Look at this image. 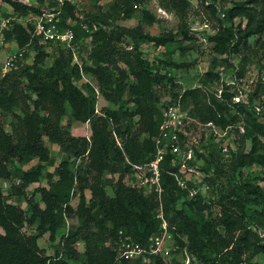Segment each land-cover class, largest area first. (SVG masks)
<instances>
[{
  "label": "trees",
  "instance_id": "1",
  "mask_svg": "<svg viewBox=\"0 0 264 264\" xmlns=\"http://www.w3.org/2000/svg\"><path fill=\"white\" fill-rule=\"evenodd\" d=\"M4 1L13 13L40 12L39 8L20 0ZM137 2L113 0L112 13L104 17L91 14L85 5L66 2L62 24L67 20L74 22L75 44L80 36L89 38V64L81 62L79 66L73 63L70 50L61 46H55L51 53H47L33 40L30 46L35 51L33 61L0 76V264H74L73 261L80 256L76 247L78 242L83 243L85 264H119L126 262L117 259L113 249L119 230L141 243L158 232V198L154 194L144 195L140 189L128 185L124 174L132 173V165L152 157L153 138L157 134L162 107L180 104L186 98L194 99L197 93L194 89H187L178 96L175 92L177 82L169 71L178 66L159 60L154 68L153 62L143 57L139 47L142 42L156 46L173 43L177 35L187 40L185 25L179 26L175 32L155 35L138 27L117 26L107 30L98 26L100 23L107 25L110 18L118 19L114 13L120 14L121 19H131ZM162 3L164 8L176 10L180 15L188 5L187 0H165ZM150 20L148 16L146 21L150 23ZM235 20H238L236 24ZM221 21L225 24L224 31L209 37L216 43L215 51L222 52L232 41L233 51L245 56L253 48L249 38L264 34V0L235 3L222 10ZM81 24L87 30L82 29ZM30 31L31 24L14 22L5 30L6 41H15L18 47H23L30 40ZM125 37L129 42L126 48H122L120 44ZM49 55L52 61L45 67L44 62ZM157 66L165 71L161 72ZM84 74L96 82L103 98L114 105L120 104L127 92V102L132 108L121 104L116 109L102 107L96 113L94 87L89 82L75 83ZM262 83L264 85V80ZM161 88L168 89L172 98L158 107L157 92ZM259 89L256 87L248 93L238 89L245 94V101L233 103L246 121L245 128L241 124L243 139L253 142L248 153L237 157L238 166L253 161L256 136L264 134V125L248 111L252 107L253 112L259 114L254 105L255 100H261ZM66 105L70 108L69 113ZM200 109V118L204 122L217 119V107L214 105L207 104ZM66 115L69 116L68 122L62 124ZM236 117L231 116V120ZM71 121L88 123L89 136L72 135L69 129ZM180 137L184 139L183 135ZM47 142L58 145L67 157L48 175L47 185H38L26 192L27 187L40 181L46 167L52 164ZM71 156L74 161L81 162L72 165ZM173 158L174 155L168 153L160 165L163 188L160 200L163 216L178 245L177 252L182 241L175 233L185 235L188 249L206 264H239L244 261L245 253L264 250V244H260L258 236L244 225L243 214H239L243 213L244 195H254L262 208L251 217L256 225L264 227L263 190L251 183L244 184L246 194L234 191L220 204L221 214L217 218L204 220L200 214L192 212L201 204V193L188 198V191L177 186L175 175L183 162L177 159L172 163ZM34 159L35 164L23 168ZM210 169L217 175L219 167L215 162L208 163L206 171ZM116 173L118 178L113 185V194L109 196L105 174ZM54 175L55 180L52 179ZM15 180H18L17 184ZM212 180L210 176L203 178L207 183ZM1 182L8 184L7 195L2 191ZM86 191L90 193L89 198ZM76 196L78 201L73 207L70 200ZM11 197H23L26 209L9 201ZM177 202L180 207H177ZM66 215L75 216L78 225L64 236L54 256L47 255L38 245V239L47 233L49 239L54 240ZM26 226L33 227L34 232H26ZM216 226L223 228L224 254L211 258L218 235ZM161 260L154 257L145 260L144 264H160Z\"/></svg>",
  "mask_w": 264,
  "mask_h": 264
},
{
  "label": "rangeland",
  "instance_id": "2",
  "mask_svg": "<svg viewBox=\"0 0 264 264\" xmlns=\"http://www.w3.org/2000/svg\"><path fill=\"white\" fill-rule=\"evenodd\" d=\"M23 3H30L34 7L38 4L40 8L46 5V0H20ZM52 1V0H51ZM134 4V13L131 19H121L120 14H115L118 19L110 18L107 25L103 26L107 30L122 26L126 28L138 27L139 30L147 32L151 35L175 32L179 26H186L188 30L189 39H182L181 35L175 37L173 43H168L163 46H156L152 43L142 42L139 47L142 55L148 61L153 62L154 68L157 61L162 60L172 65L176 64V69H171V76L177 82L175 92L178 96L187 90L194 89L197 93L196 98H186L179 106L186 116V127L184 139L180 137L181 148L190 147L193 150V157L180 156L184 166L182 170L185 171L187 177L202 179L199 183L201 204L199 207L192 209L195 214H200L204 220H213L221 214V203H224L228 196L234 191H239L246 194V187L244 184L251 183L259 186L264 192V134H258L256 141V152L253 161L238 166L236 163L237 157L241 154L248 153L253 145L251 139L244 140L242 132L238 128L242 124L245 128L246 121L244 114H242L237 106H234V97L238 89L248 93L256 87L260 88V99L255 100L254 105L260 108V112L254 113V108H249L248 111L254 115L256 120L264 125V34L253 35L249 38V43L252 45V50L247 55L238 54L234 52L232 41L223 48L222 52H217L214 49L215 41L209 39L210 36L216 34L218 31H224L225 24L221 21L222 10L228 8L235 3L242 0H187V7L180 15L176 10H167L164 8L162 1L165 0H137ZM82 6L85 5L91 14L98 16L108 15L112 13L113 0H82ZM9 5L0 0V18L7 17ZM8 12V13H7ZM146 13V14H144ZM115 16V17H116ZM151 17L150 23L146 21L147 17ZM238 20H235V24ZM14 21L11 23L13 24ZM242 23V27L244 26ZM10 24V25H11ZM88 39V38H87ZM129 38L121 42L122 48L127 47ZM184 47V48H182ZM15 43L10 40L6 41V45L0 50V76L2 75L1 68L4 63L5 54L12 52L16 49ZM78 50V60L88 65L87 53L89 50V41L86 38H78L76 44ZM35 52V51H34ZM29 56H27V59ZM31 61L30 59L28 60ZM52 56L49 55L44 66L47 67L51 64ZM161 72L165 69L157 66ZM210 72V73H209ZM131 81V79H130ZM262 81V82H260ZM84 82H89L94 87L96 104L95 112L99 113L102 107L116 109L119 105L123 104L127 108H132L131 103H128V93H124L121 102L114 105L107 102L99 92L96 82L84 74L82 78L75 81L77 85ZM261 83V84H260ZM158 102L157 106L160 107L164 103L171 100V93L168 89L161 88L157 92ZM231 95L232 97H228ZM207 104H212L217 107V119L215 121L204 122L200 118V108ZM183 108V109H182ZM163 109V107H162ZM67 113L70 108L66 105ZM236 115V119L231 120V116ZM69 116L66 115L62 118V124L68 122ZM136 119V117H135ZM8 119H6V122ZM69 129L72 135L88 137L89 125L88 123H77L71 121ZM48 144H51L47 142ZM49 155L51 156L52 164L47 168L49 172L52 170L57 162L65 159L67 155L62 152L57 145L51 144ZM72 165H77L78 160L69 157ZM209 162H215L219 169L217 175L212 174V169L208 172L206 167ZM36 163V159L32 160L29 164L23 166L28 168ZM58 164V163H57ZM210 176L213 180L209 183L204 182L203 178ZM131 173L124 174V181L130 180ZM118 178V174H105L106 192L109 196L113 194V185ZM18 183V180H15ZM46 183L41 180L38 183L31 184L27 187L26 192H30L37 185ZM3 193L8 194L9 188L6 182H1ZM89 198V191L85 192ZM254 195H244L243 222L244 225L259 238V243L264 244V227L256 225L251 216H255L261 210L262 204L255 200ZM13 203L19 204L22 208L26 209V204L23 197H11ZM78 198L72 197L70 204L75 207ZM177 207H180L177 202ZM166 220V219H165ZM63 224L55 235L54 240H50L48 234H44L38 239V245L45 250V253L54 256L56 251H59V244L67 235L68 231L74 230L78 225V220L75 216L66 215L63 219ZM167 221V220H166ZM168 223V221H167ZM26 232L33 233V227L26 226ZM218 233L215 243L214 252L210 253L211 258L218 257L224 252L223 248V228L216 226ZM182 241V246L179 252L172 255L167 260H161L160 264H206L201 261L200 257L193 254L188 249L187 237L185 235L176 234ZM222 238V239H221ZM80 256L78 260H74V264H85L83 255V243L76 244ZM224 254V253H223ZM244 261L239 264H264V250L259 252L249 251L244 255ZM72 262V261H71ZM145 260L135 259L119 264H144Z\"/></svg>",
  "mask_w": 264,
  "mask_h": 264
},
{
  "label": "built area",
  "instance_id": "3",
  "mask_svg": "<svg viewBox=\"0 0 264 264\" xmlns=\"http://www.w3.org/2000/svg\"><path fill=\"white\" fill-rule=\"evenodd\" d=\"M66 2L82 6V0H46V5L43 8L37 4L36 7L40 12H29L26 14H17L12 11L7 17L0 18V50L6 45L5 30L14 21L23 25L31 24L30 40L23 47H17L12 52H9L5 58L1 68L2 75L7 72L17 71L25 64L33 61L35 52L30 47L33 40H36L47 53H51L55 46H61L66 50H70L72 61L80 66L78 60V50L74 42L75 32L73 29L74 22L67 20L62 24L63 6ZM50 3H53L51 5ZM30 4V3H25ZM31 5V4H30ZM33 6V5H32ZM81 17V16H80ZM82 29H86L84 24H81ZM89 41V38L87 39ZM27 56L29 58L27 59ZM31 60L30 62L28 60ZM245 101V94L238 90L234 97V102ZM259 112L260 108L256 106ZM186 116L181 110L179 104H167L161 109V120L158 125L157 134L153 138L154 152L152 157L141 163L132 165V173L130 180H127L128 185H132L140 189L144 195L154 194L159 201L156 217L160 220L158 232L151 234L144 243L133 240L123 231H118V236L113 244V249L116 252V258L125 261L142 258L149 259L158 257L167 260L172 257L178 250V245L174 240L172 232L168 228V223L163 216L161 209L160 196L163 188L161 185V169L160 165L165 160V156L170 153L174 155L172 163L180 159L183 154L187 159L193 157V150L190 147L181 148L180 136L185 135ZM243 133L244 128L240 124L238 126ZM182 155V157H184ZM184 166L181 163L179 173L175 175L177 186L188 191L187 197L193 198L200 193L199 183L202 179L187 177ZM191 182L189 185L188 183Z\"/></svg>",
  "mask_w": 264,
  "mask_h": 264
},
{
  "label": "crops",
  "instance_id": "4",
  "mask_svg": "<svg viewBox=\"0 0 264 264\" xmlns=\"http://www.w3.org/2000/svg\"><path fill=\"white\" fill-rule=\"evenodd\" d=\"M10 10H11V9L8 8V12H11ZM13 42L15 43V41H13ZM15 45H16V47H18V45H17L16 43H15ZM5 56H6V54H5ZM75 122H76V121H75ZM77 123H78V122H77ZM51 144H52V143H51ZM51 144H48V143H47V146L49 147ZM53 145H56V144H53ZM57 146H58V145H57ZM49 150H50V147H49ZM62 152H63V151H62ZM65 154H66V153H65ZM50 159H51V156H50ZM57 163H59V162H57ZM57 163L55 164V166L57 165ZM55 166L52 167V168H53L52 172L54 171ZM47 168H48V166L46 167V169H45V171H44V174H43L42 178L40 179V181L43 180V181L46 182V183L41 184V185H43V186L47 185L48 175L51 173V172H49V171L47 170ZM52 179H53V180L56 179L55 175L52 177ZM37 186H38V185H37Z\"/></svg>",
  "mask_w": 264,
  "mask_h": 264
}]
</instances>
